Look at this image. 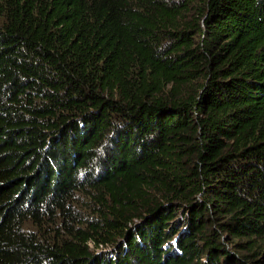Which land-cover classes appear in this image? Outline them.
Wrapping results in <instances>:
<instances>
[{"label": "trees", "instance_id": "obj_1", "mask_svg": "<svg viewBox=\"0 0 264 264\" xmlns=\"http://www.w3.org/2000/svg\"><path fill=\"white\" fill-rule=\"evenodd\" d=\"M0 264H264V0H0Z\"/></svg>", "mask_w": 264, "mask_h": 264}]
</instances>
